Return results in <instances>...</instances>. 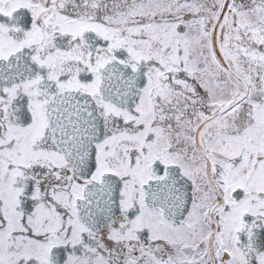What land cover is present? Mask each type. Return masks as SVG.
Here are the masks:
<instances>
[{
  "label": "snow or ice",
  "instance_id": "snow-or-ice-1",
  "mask_svg": "<svg viewBox=\"0 0 264 264\" xmlns=\"http://www.w3.org/2000/svg\"><path fill=\"white\" fill-rule=\"evenodd\" d=\"M0 264H264V0H0Z\"/></svg>",
  "mask_w": 264,
  "mask_h": 264
}]
</instances>
